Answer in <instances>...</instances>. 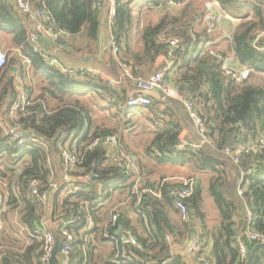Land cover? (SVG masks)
<instances>
[{"label": "trees", "instance_id": "1", "mask_svg": "<svg viewBox=\"0 0 264 264\" xmlns=\"http://www.w3.org/2000/svg\"><path fill=\"white\" fill-rule=\"evenodd\" d=\"M30 1L45 10L54 26L71 38L63 54L95 56L101 42L103 18L108 22L111 6L108 0ZM178 1L183 3L180 8L167 5L168 0H114L110 31L120 51L117 57L112 54L103 71L118 79L121 62L131 67L135 78L145 79L159 69L154 67L159 56L168 57L169 47L161 43V37L179 39L174 52L177 64L168 79L179 88L183 98L196 104L209 127L214 146L205 145L198 150L191 146L180 148L182 131L192 129V121L180 101L150 97V105L129 108L128 100L138 95L134 81L126 78L120 87H115L100 76L65 72L48 59L45 47L35 51L24 25L28 16L21 13L15 0H0V30L12 36L16 48H23L41 89L38 99L29 100L28 112L18 115V119L12 118L10 109L16 98L10 70L16 61L8 56L6 67L0 69V159L4 157L8 162L0 173L5 181L0 194L9 210L18 212V223L25 237L12 227L6 234L1 233L0 264H43V236L48 232L45 225L49 221L58 225L52 234L62 242L63 248L67 245L63 232L74 235L70 264H123L113 260L116 254L128 257L126 264H188L182 255L169 256V253L173 245L188 243L194 236L202 242L200 251L192 254L199 264H247L248 260L240 259L237 246L240 237L250 253L257 245L244 236L247 207L255 215L254 229L264 233V145L261 144L264 82H257V76L264 75V0H214L224 18L237 22L231 37L224 39L223 47L217 42L218 28L215 33L209 32L205 23V4L209 0ZM152 15L159 17L153 21ZM211 51L221 53L228 61L233 59V64L238 65L236 69H249L248 79L240 82L227 77L224 62L211 55ZM93 93L97 100L116 111L120 130L131 133L138 128L137 124L140 126L145 140L140 142L142 148L137 153L131 152L123 135L118 136V129H88L92 123V105L74 97ZM52 104L56 107L52 108ZM15 125L22 129L28 126L39 142L19 145L7 135ZM112 134L119 137L121 150L136 158L139 173L146 178L148 186L157 187L150 177L166 165L189 166L194 178H198L197 174L207 175V192L219 215L217 226L212 230L206 226L200 178L194 196L187 201L189 222L181 220L170 194L174 185L168 183L162 186V198L146 196L138 214L131 218V206L123 208L122 204L128 199L134 177L122 171L109 156V146L104 140ZM194 136L191 141H196L197 134ZM239 140L258 146L243 153L239 164H235L224 151L235 149ZM95 141L98 143L94 145ZM63 150L78 158L71 175L90 177L86 183H76L78 189L73 192L67 191L68 183L62 179ZM242 177L246 189L241 197L238 186ZM33 180L40 182L45 201L30 195L29 185ZM52 181L57 183V189L52 187ZM115 215L118 218L114 223ZM88 218L93 221L91 229ZM198 225L203 228L201 233L196 231ZM120 226L122 232L118 233ZM167 236L172 238L171 242ZM130 238L138 245L132 244ZM107 244H111L110 251ZM201 257H204L202 261ZM59 258L61 262L62 253ZM251 264H264L263 248L256 252Z\"/></svg>", "mask_w": 264, "mask_h": 264}, {"label": "built area", "instance_id": "2", "mask_svg": "<svg viewBox=\"0 0 264 264\" xmlns=\"http://www.w3.org/2000/svg\"><path fill=\"white\" fill-rule=\"evenodd\" d=\"M15 4L17 8L23 13L24 15L31 16L36 20V24L34 29L29 32V41L34 45L35 51L40 52L44 48V44L42 43L43 37H49L50 40L58 47L60 50L67 49V44L64 40V37L67 33L56 28L51 20L50 15L43 9L35 7V5L30 0H15ZM167 5L182 7L183 3L178 0H168ZM206 8V17L205 23L208 27L209 32H214L218 28V25L221 23L222 19L224 18V14L221 11L220 7L214 0H209L205 4ZM161 43L165 44L169 47L167 62L162 65L158 70H156L152 75L147 78H135L131 67L126 63H121L120 66L122 68V79H130L134 81L135 86L137 87V96L131 97L128 102L127 106L129 108H138L150 105V97L154 95H161L165 99H175L182 102L184 105L190 119L192 120L193 124L195 125L198 134H199V141L196 143H186L182 142L180 146L181 149H185L187 146H191L192 148L198 150L201 149L205 145L214 146L212 140L210 139V131L207 123L201 118L199 112L197 110L196 104L190 100L183 98L180 93L178 87H176L169 79L170 71L176 66L177 60L174 56V52L176 48L179 46V39L172 38L169 36L161 37ZM21 50L23 48L20 47ZM112 49L116 56L119 55L120 48L118 44L112 39ZM211 55L215 56L219 60L223 61V69L224 74L227 77H232L237 81H244L248 79L250 75L249 69H236L231 66L230 61L226 60L221 53H215L213 51L210 52ZM8 63V57L3 52L0 51V69H4ZM82 73H88L93 76H100V73L95 69H80ZM106 81V80H105ZM109 85L112 86V82L107 80L106 81ZM17 100L13 103L10 109V116L14 119H18V115L26 114L28 112V107L30 105V101L27 97L26 88L23 86L18 91ZM7 135L12 136L19 145L28 144L29 141H33L38 143L39 141L29 135L26 134L24 129L21 126L15 125L11 127L7 131ZM23 136H29L27 138H23ZM98 141H95L94 145L97 144ZM104 143L109 146V156L111 159L117 163V165L121 168L128 175H132L134 177L133 185L130 187L128 199L125 203L122 204V207L125 208L127 205L131 206L129 209L130 214L136 216L140 207L142 206L146 196H154L158 198H162V186L166 183L173 184L174 188L170 191L171 196L174 198L176 208L178 209L179 216L183 222L190 221V213H189V206L187 201L191 199L196 189L198 188L200 181L198 178L194 177H185L182 178L180 181L173 182V179L170 178H163L161 180H157V182L153 181L157 187H151L146 184V178L141 176L138 169V162L135 157L128 152H124L121 150L120 141L117 134H112L104 140ZM261 144L264 145V140H261ZM258 145L255 143H248L245 144L241 140H239L238 145L235 149H226L224 153L230 156L235 164H239L241 160V156L243 153H247L250 150H253ZM62 158L64 160V165L62 169V179L68 183L67 191L73 192L78 189L75 185L76 183H86L90 180L89 176H79L73 177L71 175L72 170L76 166L78 162L77 156L68 152L67 150L62 151ZM50 161V160H49ZM48 161V163H49ZM54 174L52 175V179ZM52 187L55 189L58 188V185L55 181H52ZM29 192L32 197L38 198L41 201L46 200V195L40 193V182L37 180L31 181L29 185ZM245 179L242 177L240 181V185L238 186V195L243 196L245 193ZM127 209V208H126ZM9 211V207L7 205L6 200L0 194V235L2 233V229L4 226V218L5 214ZM247 229L244 233L246 238L254 244L264 243V233L257 232L254 229L255 223V215L252 211L249 210L247 207ZM118 215L113 216V222L117 221ZM89 219V228L91 229L93 225V221L91 218ZM64 236L66 237L67 245L62 250V261L60 264H70V255H71V247L70 243L74 240V235L68 231L63 232ZM55 237L49 233L45 232L43 236V256L41 258V262L43 264H49L54 247H55ZM167 241L171 242L172 238L167 236ZM130 242L134 245H138L137 241L134 238H130ZM188 243H177L174 246L179 248H184ZM202 246V242L200 239L195 240L191 245L188 246L189 253L196 254L200 251ZM237 246L239 249L240 259L245 262L248 260L250 255V248L248 245L242 240L237 239ZM2 258V246L0 243V260ZM116 263H123L126 264L128 257L120 254H116L114 259ZM205 261V260H204ZM206 262V261H205ZM208 264V262H206Z\"/></svg>", "mask_w": 264, "mask_h": 264}, {"label": "crops", "instance_id": "3", "mask_svg": "<svg viewBox=\"0 0 264 264\" xmlns=\"http://www.w3.org/2000/svg\"><path fill=\"white\" fill-rule=\"evenodd\" d=\"M109 3H111V6L109 8V16H108V22L105 23V18H103V26H102V33H101V42L99 45V50L95 51V56L90 55V54H84V53H75L70 57H67L65 54H63V51L67 50H60L58 49V47L50 40L49 37H43L45 38L49 43L50 46H44L45 50L48 51V59H51L53 64H56L58 67H60L62 70H64L65 72H76L79 71V69H84V68H88V69H95L96 71H98L100 73V77L103 80H109L112 82V86L115 87H120L121 82H124L121 77L122 72L120 73L119 78H114L111 75L107 74L106 72L103 71L104 68H107V64L108 61L111 59L112 54L115 55L114 51H112V37H111V20L113 18V14H114V0H108ZM104 13L106 12V9L103 8ZM36 24V20L31 17L28 16V18L25 19V26L26 29L31 32L34 29V26ZM237 25V22L234 20H229V19H225L221 21V23L218 25V31L216 33H218L217 35V42L221 43V47H223V44L225 43L223 40L230 38V35H232L233 30L235 29ZM229 32H231L229 34ZM65 42H70L71 38L69 37L68 34L65 35L64 37ZM136 46H139V44H136ZM44 49V48H43ZM0 51H7L8 55L10 56L11 59H15L16 61V66L11 67V76H13L14 78V90H15V98L17 100L18 97V91L20 90L21 87H25L26 88V92H27V97L29 100H36L38 99V97L41 94V89H40V84L39 81L34 77V73H33V68L30 65V61L27 59V57H25L23 51L19 48V47H15L12 44V36L6 32H3L0 30ZM51 57V58H49ZM117 57V56H116ZM167 57L164 55H161L158 57V59L155 62V70L160 68L162 65H164L167 62ZM233 59H230L229 61L231 62V66L232 67H237V64H233ZM257 82H264V75H260L257 76ZM135 91V89H134ZM133 91V92H134ZM136 92V91H135ZM11 96V94L9 95ZM132 96V95H131ZM153 98H157V99H162L161 95H154L152 96ZM74 99L80 100L82 102H86L92 105L93 108V112H92V123L90 126H88L89 128H104V129H118V136L120 137V135L122 136L123 141H125V143L127 145H129V147H131V144L133 143L136 147H137V142L140 138V135L138 133L134 131H131V133H129L127 130H120V124L118 119L115 116V110H111L110 107H108L106 105V103L102 102L101 100H97L96 99V95L95 93L93 94H87V95H80V96H75ZM164 99V97H163ZM15 100V101H16ZM179 101V100H177ZM181 102V101H180ZM104 103V104H103ZM182 103V102H181ZM56 105L52 104V108H55ZM192 121V120H191ZM195 134H197V139L196 141H191L193 140ZM180 141L182 142H193L196 143L199 141V134L198 131L195 127V125L192 122V129H184L180 135ZM132 149V148H131ZM139 151V148L137 147V150L134 151V153H137ZM4 157L2 159H0V164H4L5 161L3 160ZM136 159V158H135ZM190 167L189 166H178V165H166V166H162L161 168H159L157 170V173L152 175L150 177V179L152 181L157 182V180H161L163 177L165 178H170L173 179V182H177L180 181L182 178H185L189 173H192L193 175V171H190ZM2 172V170H0V173ZM198 178L201 179V183H202V187L204 189L203 192V211L205 213L206 216V226L208 228V230H212V228H214L215 226H217V224L219 223L218 218H215L214 215L216 213H214V210H212V212H206L204 207H205V196L207 195L208 197H210L208 195L207 192V175L205 174H197ZM4 179H2L0 177V187L4 186ZM117 201V198L115 199V203ZM247 211V208H246ZM11 210H9L7 212L6 218H4V226L2 229V234H6L7 230L9 227H12L14 229V231L16 233H18L21 237H25L24 231L22 229V227L20 225H15L16 223H11L12 225H7V217H9ZM16 213H18L16 211ZM218 213V212H217ZM214 214V215H213ZM211 215L213 217H211ZM131 218H134L135 216L130 215ZM212 218L215 223L210 222L209 218ZM219 217V215H218ZM10 223V222H9ZM46 229L48 230L49 233H55V231L58 229V225H56L55 223L49 221L46 223ZM122 227V226H120ZM119 227V228H120ZM203 228L198 225L196 228V231L198 232H202ZM122 229L118 231V233H121ZM52 234V235H53ZM195 240H197V237H193L191 240H189L188 244L184 247V248H179L177 246L173 245L172 248V252L169 253V256L172 255H182L186 261L188 262V264H199L196 259L195 256L192 255L191 253H189L188 250V246L191 245ZM28 244L31 243L30 240L27 239ZM210 249H208V253H210V250L212 248V242L210 243ZM106 249L108 251L111 250V244H107L106 245ZM201 259H204V257H201ZM202 261V260H201Z\"/></svg>", "mask_w": 264, "mask_h": 264}, {"label": "rangeland", "instance_id": "4", "mask_svg": "<svg viewBox=\"0 0 264 264\" xmlns=\"http://www.w3.org/2000/svg\"><path fill=\"white\" fill-rule=\"evenodd\" d=\"M151 17V19L153 20V21H155L158 17H159V15H152V16H150ZM226 18H223V20H225ZM234 31V30H233ZM216 32V31H215ZM214 32V33H215ZM231 32H229V34H230ZM230 37H231V35H230ZM224 41V40H223ZM6 55H7V57L9 56L8 55V52L7 51H3ZM135 121H137V119L135 120ZM136 126H138V128H136L135 129V132L136 133H138L139 135H140V140H138L137 142H135V143H137V147L138 148H142V144L140 145V142H142L143 141V139L145 140V138L143 137V131H142V129L140 128V126L137 124ZM139 145H140V147H139ZM137 147L132 143L131 144V152L132 153H134V151L135 150H137ZM140 150V149H139ZM6 165H8V162L7 161H5V163L4 164H0V170H3L5 167H6ZM191 171V170H190ZM192 172V171H191ZM186 177H193V175H192V173H189ZM0 188H2V187H0ZM205 207H204V209H205V211L207 212H212V210H214V213H216L215 215H214V217L215 218H218V221H219V217H218V213H217V210H216V208H215V205H214V202H213V200L210 198V197H208L207 195L205 196ZM212 209V210H211ZM211 217H213L212 215H211ZM209 218V220H210V222H212V223H215V221L212 219V218ZM18 219H19V217H18V213H16V211H13L12 209H11V212H10V214H9V217H7V225H12L11 223H16L15 225H20V223H18ZM10 222V223H9Z\"/></svg>", "mask_w": 264, "mask_h": 264}, {"label": "water", "instance_id": "5", "mask_svg": "<svg viewBox=\"0 0 264 264\" xmlns=\"http://www.w3.org/2000/svg\"><path fill=\"white\" fill-rule=\"evenodd\" d=\"M42 43L44 44V46H47L49 47L50 46V43L45 39L43 38L42 39ZM26 134H29L33 137H36L34 133L30 132L29 129H28V126H26L24 128ZM93 177V176H92ZM67 222V219L65 220ZM122 227L119 228V230H121ZM129 239L128 237H124V241L127 242ZM263 248L264 249V243H260V244H257L252 250H251V253H250V257L247 261V264H251L253 258L255 257L256 255V252ZM62 250H63V244L60 240L56 239L55 241V247H54V250H53V253H52V256H51V259H50V262L49 264H60V254L62 253Z\"/></svg>", "mask_w": 264, "mask_h": 264}]
</instances>
